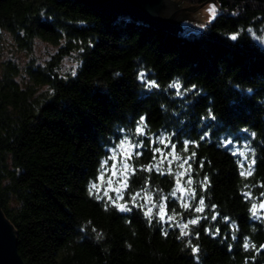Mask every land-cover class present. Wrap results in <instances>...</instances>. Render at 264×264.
Instances as JSON below:
<instances>
[{"label": "trees", "instance_id": "trees-1", "mask_svg": "<svg viewBox=\"0 0 264 264\" xmlns=\"http://www.w3.org/2000/svg\"><path fill=\"white\" fill-rule=\"evenodd\" d=\"M180 1L219 14L181 34L74 0H0V43L58 48L24 68L0 51V206L25 264H264V0ZM124 139L143 147L119 200L99 177Z\"/></svg>", "mask_w": 264, "mask_h": 264}, {"label": "water", "instance_id": "water-1", "mask_svg": "<svg viewBox=\"0 0 264 264\" xmlns=\"http://www.w3.org/2000/svg\"><path fill=\"white\" fill-rule=\"evenodd\" d=\"M96 10L123 12L158 26L187 34L200 32L215 20L209 9L190 6L180 0H74ZM1 32V29H0ZM0 264H25L18 252L16 232L0 206Z\"/></svg>", "mask_w": 264, "mask_h": 264}, {"label": "rangeland", "instance_id": "rangeland-1", "mask_svg": "<svg viewBox=\"0 0 264 264\" xmlns=\"http://www.w3.org/2000/svg\"><path fill=\"white\" fill-rule=\"evenodd\" d=\"M212 6L215 9V13L219 14V9L217 5L214 2H210L205 6H201L200 8L205 9ZM207 26V24H205ZM204 26V27H205ZM203 27V29H204ZM202 29V30H203ZM193 33L190 31L187 34ZM1 43H0V51H1V60L2 61H9V60H14L16 62H19L21 67L24 68L28 63L33 62L36 65H43L45 64L48 60L51 59L52 55H54L58 48L45 43L43 41H36L34 48L32 50V53L30 52H25V51H18L15 46L13 45V42L11 41V38L9 35H4L3 38H1ZM257 40L264 45V36L261 38H257ZM78 64L76 63L75 60L72 58H65L62 61V68L61 72L62 73H67L69 71L74 72L77 69ZM250 136V135H248ZM231 141L229 140L227 144H230ZM234 145V150L235 152L241 156L242 161H243V167L245 168L246 171H248L249 165H252L253 160H252V155H251V149L249 146V142L245 141L242 139L241 144H234L232 143V146ZM133 152L132 148H129L128 145H124L123 148H117L111 158L112 162L107 164L109 167L106 170V174H103V180H100L101 183V189L103 190L104 193H107L106 196H110L112 193V190L116 193L118 196V193L116 189H123L125 188L124 183L121 182H126L127 183V171L129 169V163H128V158ZM243 153V155H241ZM125 164L128 165V168L125 169ZM115 165V167H113ZM111 180V184H109V181ZM183 189L182 184L178 186V190ZM120 200V198H118ZM112 201V198H111ZM146 201H149L148 198H146ZM261 204H264L263 202ZM260 210H262V216H264V208L260 207Z\"/></svg>", "mask_w": 264, "mask_h": 264}, {"label": "snow or ice", "instance_id": "snow-or-ice-1", "mask_svg": "<svg viewBox=\"0 0 264 264\" xmlns=\"http://www.w3.org/2000/svg\"><path fill=\"white\" fill-rule=\"evenodd\" d=\"M209 11L212 13L213 16L215 15V9H214V8L209 9ZM231 38H232L233 40H236V39H237V36H236V35H233ZM140 78H141V79L144 78V73H140ZM146 84H147V86H148L149 88H151V87H158V85H156L154 81H153V82H150V83H149V82H146ZM168 87H169V88H172V89H175V90H176V95H177V96L181 95V92H180L181 85H180L179 82H173V83H171ZM193 87H194V86H193ZM186 91H187V90H186ZM143 119H144V118L142 117V118H141V123L143 122ZM135 132H136L137 134L143 135V128L140 127V126H138V127L135 129ZM159 142H160V143H164V140L161 139ZM188 143H189L188 141H185V142H184V149H185V151L187 150ZM124 145H128L129 148H137V147H143V142L141 141V142H137V143L133 144V143H131L129 140L124 139V140H121V141H120V144H119L117 147H118V148H123ZM154 151L159 152L160 149H159V148H156V149H154ZM192 155L194 156L195 153L193 152ZM241 155H243V153H241ZM105 163H106V161H105ZM184 163H187V161H185ZM252 163H254V161H253ZM113 167H115V165H113ZM124 167H125V169H127V168H128V165L125 164ZM180 167H183V164H181ZM249 168H251V165H249ZM240 174L243 176L245 173H244V172H241ZM248 174L250 175V174H251V171H249ZM181 175H183V173H181ZM103 178H104L103 175H101V176L99 177L100 180H103ZM121 183H124V186L126 187V182H121ZM188 183L191 184V180H189ZM109 184H111V180L109 181ZM97 187H98L97 184H92L91 187H90V191H91L92 189H96ZM116 191H117V193H118L117 198L122 199V195L120 194V189L118 188V189H116ZM105 194H107V193H105ZM137 195H139V194L133 195V196L131 197L132 200H133L134 202H135V200H136V196H137ZM148 199H149V201H150V200H151V197H148ZM203 204H204V201H203V199H201V200H200L201 208H197L196 210H197V211H201V210H202V207H203ZM117 207H119L121 211H125V210H127V209H126L124 206H122V205H117ZM185 207H187V205H185ZM256 207H257V206H256L255 204L252 205V208H253V215L256 214V212H255ZM260 207H261V208H264V204H261ZM151 211H152V209L149 208V209H148V212L146 213V215L150 216V215H151ZM163 211H164V207H163V205L161 204V205H160V212H163ZM160 219L163 220V216H160ZM169 219H173V217H169ZM190 223H191V224H196L197 221H196V220H192V221H190ZM187 227H188L187 224H184V225L181 226V235H183V236L188 235L187 232L183 231V229H185V228H187ZM244 247L247 248V247H248V244L245 243ZM192 250H193L194 253H195V252H198V248H195V247H194Z\"/></svg>", "mask_w": 264, "mask_h": 264}]
</instances>
